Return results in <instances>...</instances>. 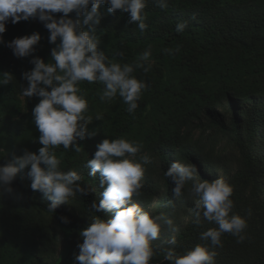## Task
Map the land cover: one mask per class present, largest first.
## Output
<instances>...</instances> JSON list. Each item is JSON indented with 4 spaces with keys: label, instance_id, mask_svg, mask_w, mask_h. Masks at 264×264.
Listing matches in <instances>:
<instances>
[{
    "label": "trees",
    "instance_id": "trees-1",
    "mask_svg": "<svg viewBox=\"0 0 264 264\" xmlns=\"http://www.w3.org/2000/svg\"><path fill=\"white\" fill-rule=\"evenodd\" d=\"M146 2L148 28L143 33L128 23V13H108L107 4L99 6L101 18L94 26L98 48L109 59L131 63L151 45L147 62L151 70L134 73L148 84L135 118L119 96L111 101L99 99L103 85L80 84L89 102L86 115L92 117L86 131L95 134L77 140L81 153L60 146L55 154L62 161L61 169L73 168L82 177L80 186L90 191L87 195L76 193L68 203L49 212L51 201L31 190L30 166L20 171L9 185L10 193L0 189V264H77L73 256L82 242L78 233L90 222L89 217L107 221L114 215V211L91 208L93 201L99 203L103 188L100 173L91 175L86 162L103 139L120 136L143 144L137 160L144 154L152 159L145 165L143 195L134 202L145 210L151 205L150 214L162 213L173 220L177 231L162 230L161 240L174 235L176 251L183 253L205 243L199 239L201 231L216 227L192 223L194 198L187 196L191 182L181 197H174V183L164 174L176 160L190 162L200 179L212 182L224 177L228 181L234 189L232 212L248 224L243 243H236L231 235L222 236L223 247L214 249L215 264H264V0H167L168 7L163 10L153 0ZM61 16L54 14L57 20ZM181 21H188V26L177 33ZM5 28L0 34V80L4 73L11 74L13 80L0 83V166L25 152L39 154L42 145L32 110L40 97L20 95L27 87L22 73L32 70L34 58L53 62L51 49L59 43V39L56 44L49 43L50 33L38 18L16 24L9 19ZM34 32L41 37L35 51L28 57L14 56L7 45ZM177 45L178 53L164 52ZM97 114L101 120H96ZM60 216L66 222H61ZM51 222L59 230L50 232ZM54 232L62 240L55 252ZM152 243L155 246L160 241ZM151 264H168L162 250L157 249Z\"/></svg>",
    "mask_w": 264,
    "mask_h": 264
},
{
    "label": "clouds",
    "instance_id": "clouds-1",
    "mask_svg": "<svg viewBox=\"0 0 264 264\" xmlns=\"http://www.w3.org/2000/svg\"><path fill=\"white\" fill-rule=\"evenodd\" d=\"M153 3L162 10L168 7L167 0H153ZM101 4L108 5L110 14L117 10L128 13V23L135 24L141 33L147 30L146 0H0V34L6 31L5 24L9 19L16 24L21 20L38 18L50 33L49 43L56 44L59 39L56 47L51 49L53 62L45 63L34 58L30 61L34 65L32 70L22 73L27 87L20 95L23 98L40 97L32 110L42 145L39 154L25 152L22 156H13L7 165L0 166V189L9 193L12 191L9 185L17 174L30 166L27 175L31 179V190L42 193L51 201L49 212L68 203L76 193L87 195L90 191L80 186L78 182L82 177L73 168L61 169L62 161L55 154L60 146L65 151L74 148L76 153H81L82 148L76 146L77 140L95 134L86 131L92 117L86 115L89 102L80 84L103 85L98 93L99 99L111 101L119 96L133 118L148 87L147 82L138 79L134 73L138 69L145 74L151 70L152 65L147 63L151 45L131 63L109 59L99 50L100 41L94 26L100 22ZM57 13L62 14L58 20L54 18ZM70 13H74L75 18H68ZM187 26L188 21H181L175 31L183 32ZM40 39V35L34 32L13 39L7 46L17 58L28 57ZM179 51V45L175 49H164L168 55ZM12 80L11 74L4 73L0 83L8 84ZM48 88L51 90H46ZM101 119L102 116L97 114L96 120ZM143 147L142 143L123 136L103 139L96 145L92 158L87 160L85 166L91 169L90 174L100 173L99 184L103 188L102 198L98 204L93 201L91 208L97 212L114 211V215L107 221L95 215L89 217L90 222L78 233L82 242L76 245L78 253L73 256L77 264H151L157 249L164 252L168 264H215L217 252L214 249L223 247V235L235 237L238 244L244 242L243 233L248 224L245 218L232 212L233 187L224 177L212 182L200 179L192 163L179 160L164 173L174 183L171 189L173 196L181 197L185 185L191 182L187 196L194 198L192 223L196 227H202L204 223L216 227L201 231L199 239L205 243H198L183 253H177L174 235L161 240L162 230L177 231L173 220L162 213L152 215L134 202L135 198L143 195L145 165L152 163L147 154L136 159ZM167 203L172 205L171 200ZM58 219L66 222L62 216ZM156 240L160 243L154 246L152 242Z\"/></svg>",
    "mask_w": 264,
    "mask_h": 264
},
{
    "label": "rangeland",
    "instance_id": "rangeland-1",
    "mask_svg": "<svg viewBox=\"0 0 264 264\" xmlns=\"http://www.w3.org/2000/svg\"><path fill=\"white\" fill-rule=\"evenodd\" d=\"M150 207H151V205L149 206L147 211L150 210ZM48 228H49L50 232H52V230H59V228L52 222L48 225ZM53 236H54V238H53V249H54V252H55L60 247V245L62 243V240H61V238H60V236H59V234L57 232H54ZM59 257H60V253H58V256L56 257L55 261H57L59 259ZM49 264H53V263H49Z\"/></svg>",
    "mask_w": 264,
    "mask_h": 264
}]
</instances>
